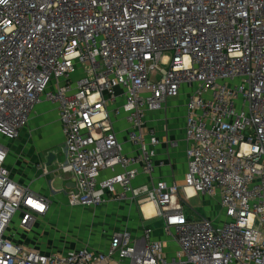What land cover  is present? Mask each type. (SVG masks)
<instances>
[{"label": "built area", "instance_id": "built-area-1", "mask_svg": "<svg viewBox=\"0 0 264 264\" xmlns=\"http://www.w3.org/2000/svg\"><path fill=\"white\" fill-rule=\"evenodd\" d=\"M184 93L180 185L154 177L161 140L146 118ZM42 102L64 142L41 168L74 184L52 191L144 216L152 203L173 257L150 227L114 232L107 250L27 242L52 199L12 176L5 141ZM188 188L218 199L223 220L196 216ZM0 264H264V0H0Z\"/></svg>", "mask_w": 264, "mask_h": 264}, {"label": "crops", "instance_id": "crops-1", "mask_svg": "<svg viewBox=\"0 0 264 264\" xmlns=\"http://www.w3.org/2000/svg\"><path fill=\"white\" fill-rule=\"evenodd\" d=\"M179 97H180V101H176L171 106L172 110L170 111L172 112L168 111L167 114L168 118L162 119V116L164 114V117H166L167 112L165 111L164 108L165 106H168L169 102H167L163 106V108L160 109L161 112H158L159 110L151 111L148 113L146 118L147 126L153 128L157 136L161 140V143L157 147V157L155 159L156 168L154 171V177H156V179L158 180H163L169 183H173L174 181L178 182L179 180L184 178L187 169V155H186L187 141L185 135V115H186V103L188 101V96L187 94L184 93ZM180 112L181 115H183V121H179V117L177 114ZM152 115L155 116L156 120L150 118L151 119L150 121L152 122H150L149 125L148 118ZM32 125L41 126L43 129V133L37 137L36 146L41 143V140L48 139V141L50 142V144L48 145L49 148H47L48 150L43 155V157H41L42 154L41 155L38 154L39 145L37 147L27 146L28 155H23L21 153L22 154V157H20L21 159H8V165L12 170V176L17 181L25 183L28 186H30L33 190L50 197L52 199V202H54V198L57 197L58 195H61L60 197H65V196L63 195V193L56 194L54 193V191H52L50 187V180L52 179L54 180L53 186L55 191H60L67 186H74L72 182L65 181L62 177H58V176L53 177L51 174L44 173L43 169L41 168V164L47 161L48 153L50 151H53V149H58L59 147H61V145L64 142L62 125L59 120V115L56 106L49 102H42L38 104L35 107L34 111L32 112L28 125H26L22 129L19 138L21 137L23 131L29 126L32 127ZM181 135H183V138ZM16 141H14L13 144ZM182 143L185 146L181 154L182 157H179L178 147ZM9 145H11V149H12V143H10ZM144 183H147L149 185L151 184L146 176H140L135 181L136 186H140L141 184ZM133 202L134 201H131V203ZM113 205H114L113 201H111L103 205L105 207L107 206L106 209L104 210L101 209L102 212L103 211L107 212L106 214H104L106 217L107 215L110 216V212L112 211L114 215H117V218L116 221L113 222L109 221L110 223L103 227L102 235L108 238L107 244L105 246L102 245V248L100 246L96 247V245H90L99 250H107L109 248L111 235L116 231L127 230L128 232L131 233L132 237H139L143 234L144 228L150 227L145 225L144 223L146 220H150V218L152 217L144 216L141 212L140 206L137 203L135 206L139 207L140 210L139 216H137L136 214L135 207L132 206V204L130 203L125 202L122 205H120L117 209H115L114 208L115 205L114 206ZM207 211H208V215H206V217L216 220L215 217L216 215L213 212H211L210 208L207 207ZM50 217H51V211H49V213L47 214L44 220ZM119 218H121V220L122 219L124 220V224L118 225L117 221ZM49 224L50 225H48L49 226L48 228L51 229H52L51 226L56 225L54 223H49ZM151 237L155 240H160L163 243L165 254L168 257H173L175 255V252L179 248L176 241V237L173 234H167L165 232L164 220L162 226H157L152 228ZM40 246L38 248L41 249L43 252H50L51 250H54L52 248H45V247L43 248V246H41L40 248ZM67 250H72V249H67Z\"/></svg>", "mask_w": 264, "mask_h": 264}, {"label": "rangeland", "instance_id": "rangeland-1", "mask_svg": "<svg viewBox=\"0 0 264 264\" xmlns=\"http://www.w3.org/2000/svg\"><path fill=\"white\" fill-rule=\"evenodd\" d=\"M236 80L235 82H237ZM176 101H180V97L171 98L168 100V106H165L166 117H164V114L162 116V119L168 118V111L172 112L170 110L172 104H174ZM242 98L239 100V104L241 103ZM180 104V103H179ZM158 112H161L159 110ZM157 114V113H155ZM179 117V121H183V115H181V112L177 114ZM159 117V116H158ZM153 118L156 120L155 116L152 115L148 119V124L150 125V121ZM160 118V117H159ZM28 125V124H27ZM43 133V129L41 126H33L27 127L21 137L13 144V142H9L6 139L5 145L9 147V144L12 143V149L9 159H21L23 155H28V147H37L39 149V155L42 154L41 157L46 153L49 148L50 142L48 139L41 140V143L37 144V137L40 136ZM123 136H126V133H123ZM183 138V135H181ZM3 141V139H2ZM132 143L130 141H127L126 137V146H131ZM11 146V145H10ZM28 146V147H27ZM184 144L182 143L178 147V156L182 157V151L184 150ZM25 148V150H24ZM22 153V154H21ZM180 185L184 183L183 178L178 181ZM189 193V192H188ZM181 194L184 195V193L181 191ZM189 193V195H192L190 199L188 200V204L195 209V215L196 216H202L205 217L208 215L207 207L210 208L211 212H213L216 216V220H223V214L221 211V206L219 204V200L210 198L205 194L202 193ZM61 195H58L54 198V202L51 204V217L42 220L41 223L37 226V228L28 235V237H25V239L33 246L39 247L40 245L43 246V248H52V249H75L78 246L83 245H96L100 246L102 248V245L105 246L107 244L108 238L103 236V227L105 225H108L110 222L116 221L117 215H114L113 212H110V216L107 215V217L104 215L107 212L103 211L101 209H106L107 206H102L99 208H92V207H86L83 205L79 206H70L67 202L66 197H60ZM125 203V201L119 202V201H113V205L115 209H117L120 205ZM132 204V206L135 207L136 214L139 216V207L135 206L136 202H126ZM147 204V202L145 203ZM131 206V205H129ZM142 212V209H141ZM143 214V213H142ZM144 215V214H143ZM116 216V217H114ZM153 218V219H152ZM150 220L145 221V225L150 227H157L162 226L163 224V218L162 217H152ZM110 221V222H109ZM49 223H54L56 225L51 226V228H48L50 225ZM118 225L124 224V220L121 218L117 221ZM174 230H172L173 232ZM96 241V242H95ZM40 246V248H41ZM99 247V248H100ZM104 249V248H103Z\"/></svg>", "mask_w": 264, "mask_h": 264}, {"label": "bare ground", "instance_id": "bare-ground-1", "mask_svg": "<svg viewBox=\"0 0 264 264\" xmlns=\"http://www.w3.org/2000/svg\"><path fill=\"white\" fill-rule=\"evenodd\" d=\"M187 192H189V193H194V190L192 189V188H188L187 189ZM195 194V193H194ZM193 194V195H194ZM192 196V195H191ZM209 197V196H208ZM211 198V197H210ZM218 200V199H217ZM144 210H145V212H146V214H147V216H151V215H153L154 213H155V207H154V205L152 204V203H150V202H147V204H145V206H144ZM206 217V216H205Z\"/></svg>", "mask_w": 264, "mask_h": 264}, {"label": "water", "instance_id": "water-1", "mask_svg": "<svg viewBox=\"0 0 264 264\" xmlns=\"http://www.w3.org/2000/svg\"><path fill=\"white\" fill-rule=\"evenodd\" d=\"M53 160H54V154L50 153L48 156V165L52 164Z\"/></svg>", "mask_w": 264, "mask_h": 264}]
</instances>
